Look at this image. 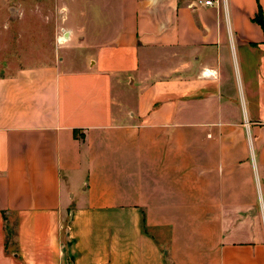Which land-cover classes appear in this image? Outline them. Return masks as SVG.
Segmentation results:
<instances>
[{"label": "crops", "instance_id": "crops-1", "mask_svg": "<svg viewBox=\"0 0 264 264\" xmlns=\"http://www.w3.org/2000/svg\"><path fill=\"white\" fill-rule=\"evenodd\" d=\"M257 15L0 0V264H264Z\"/></svg>", "mask_w": 264, "mask_h": 264}, {"label": "rangeland", "instance_id": "rangeland-1", "mask_svg": "<svg viewBox=\"0 0 264 264\" xmlns=\"http://www.w3.org/2000/svg\"><path fill=\"white\" fill-rule=\"evenodd\" d=\"M5 2L6 3H8V4H10L11 3V0H5ZM9 7V6H8ZM16 54V53H15ZM7 55L10 57L11 55H12V52H7ZM15 223V222H14ZM14 223H13V225L11 226V231L9 232V233H11L13 230H14ZM14 232V231H13ZM10 237V236H9ZM13 236H11L10 238H8L9 240H8V242H10V241H13Z\"/></svg>", "mask_w": 264, "mask_h": 264}, {"label": "trees", "instance_id": "trees-1", "mask_svg": "<svg viewBox=\"0 0 264 264\" xmlns=\"http://www.w3.org/2000/svg\"><path fill=\"white\" fill-rule=\"evenodd\" d=\"M255 21L261 26L264 31V21L257 15Z\"/></svg>", "mask_w": 264, "mask_h": 264}, {"label": "built area", "instance_id": "built-area-1", "mask_svg": "<svg viewBox=\"0 0 264 264\" xmlns=\"http://www.w3.org/2000/svg\"><path fill=\"white\" fill-rule=\"evenodd\" d=\"M198 4H201V2H198ZM204 5H211V1L204 2Z\"/></svg>", "mask_w": 264, "mask_h": 264}]
</instances>
